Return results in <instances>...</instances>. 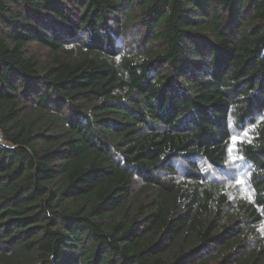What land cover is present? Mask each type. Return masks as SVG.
I'll use <instances>...</instances> for the list:
<instances>
[{
	"label": "trees",
	"instance_id": "obj_1",
	"mask_svg": "<svg viewBox=\"0 0 264 264\" xmlns=\"http://www.w3.org/2000/svg\"><path fill=\"white\" fill-rule=\"evenodd\" d=\"M0 132V264H264V0H0Z\"/></svg>",
	"mask_w": 264,
	"mask_h": 264
},
{
	"label": "rangeland",
	"instance_id": "obj_2",
	"mask_svg": "<svg viewBox=\"0 0 264 264\" xmlns=\"http://www.w3.org/2000/svg\"><path fill=\"white\" fill-rule=\"evenodd\" d=\"M245 137V132L232 133L231 143L228 149V162L221 173L213 171L205 167L204 171L208 178H215L224 183L233 195H249L253 196L250 186V170L249 167L242 160L238 151V142ZM235 157V159H233ZM262 232H264V228Z\"/></svg>",
	"mask_w": 264,
	"mask_h": 264
},
{
	"label": "built area",
	"instance_id": "obj_3",
	"mask_svg": "<svg viewBox=\"0 0 264 264\" xmlns=\"http://www.w3.org/2000/svg\"><path fill=\"white\" fill-rule=\"evenodd\" d=\"M4 145H5V141H4L2 133L0 132V146H4Z\"/></svg>",
	"mask_w": 264,
	"mask_h": 264
},
{
	"label": "snow or ice",
	"instance_id": "obj_4",
	"mask_svg": "<svg viewBox=\"0 0 264 264\" xmlns=\"http://www.w3.org/2000/svg\"><path fill=\"white\" fill-rule=\"evenodd\" d=\"M233 159H235V157H233Z\"/></svg>",
	"mask_w": 264,
	"mask_h": 264
}]
</instances>
